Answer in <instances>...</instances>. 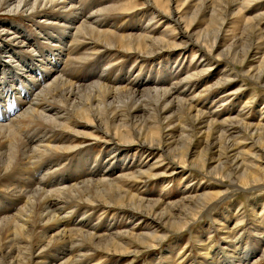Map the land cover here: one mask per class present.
Returning <instances> with one entry per match:
<instances>
[{"label":"bare ground","instance_id":"6f19581e","mask_svg":"<svg viewBox=\"0 0 264 264\" xmlns=\"http://www.w3.org/2000/svg\"><path fill=\"white\" fill-rule=\"evenodd\" d=\"M219 1L216 3L223 6L227 0ZM190 2L199 7L188 17ZM242 3L228 0L223 8L229 11L227 14L237 15L246 10ZM215 7L213 0H0V75L8 70L19 87L25 85L22 92L13 94L16 100L4 101V110H0V264H78L89 252L115 254L121 260L129 259L126 264H133L141 254L161 246L170 234L189 230L202 214L209 216L210 210L233 190L264 189V124L238 117L247 115L244 108L253 104V92L235 114L230 109L234 99L229 109H224V117L218 105L212 112L200 107L216 95L229 92L235 96L243 90L242 85L233 90L223 88L237 76L228 65L238 71L243 66L240 74L264 86V13L244 16L241 30L220 50L218 43L226 35L222 29L226 16L219 19L214 31L208 28L190 33L198 13L209 15L212 22L210 16L217 15ZM132 11L139 12L129 15ZM17 17L43 24L51 29V35L57 33L42 35L38 31L41 26H37V34L31 36L25 25L15 21ZM156 20L165 24L162 35L149 36L157 26H152ZM73 46L81 52H73ZM179 49L184 55L193 52L187 65H182L181 53L176 54L175 61L159 63L160 52L173 56ZM17 51L22 56L16 62ZM95 56L102 60L94 61L97 68L83 81L77 77L63 79V70L74 63H91ZM197 56L199 59L193 61ZM125 57L132 61L130 66L124 65ZM147 61L151 67L162 68L153 74L143 72ZM219 61L224 67L215 76L211 69ZM216 88L217 93L210 96ZM230 96H222L219 101L224 103ZM111 139L115 143L111 144ZM85 140L102 141L111 149L91 161L87 160L90 154H84L78 162L80 171L78 165L71 164L69 174L58 176L65 159L53 163L52 156L79 150ZM194 145L200 148L198 159L179 164L194 151L190 148ZM117 146L124 149L119 152ZM128 153L133 154L130 159L126 158ZM153 155H157L154 162L159 165L151 163L142 169ZM158 167L159 171L154 170ZM185 168L205 176L224 177L226 183L215 179L213 187L218 184L223 190L198 193V187L186 185L177 198L167 202L140 196V181L170 182ZM87 204L101 206L102 214L109 209L126 213L127 222L138 217L141 224L118 227L108 217L109 225L99 229L103 226L93 221L88 207L78 210ZM194 208L198 211L186 221ZM239 211L232 226H225L228 218L219 228L220 236L230 239L229 248L219 252L224 262L227 258L232 264H239L233 246H246L250 237L246 234L237 241L245 227V215ZM256 214H252L254 218L264 215V203ZM236 231L238 237L232 245L231 236ZM263 232L264 228L257 236L262 238ZM200 241L197 249L204 252V260L216 263L218 254L210 250L212 245L206 247L205 240ZM34 251L40 252L35 258ZM237 254L241 259L249 256L246 261L240 259L241 264H256L258 257H264V247L253 259L246 247ZM90 260L86 264H95Z\"/></svg>","mask_w":264,"mask_h":264},{"label":"rangeland","instance_id":"374dc122","mask_svg":"<svg viewBox=\"0 0 264 264\" xmlns=\"http://www.w3.org/2000/svg\"><path fill=\"white\" fill-rule=\"evenodd\" d=\"M139 1H141V0H137V2H139ZM213 1H214V6L216 5L215 12L217 13V15L210 16L212 22L209 23V15H205L203 12H200L197 14L196 18L191 23L192 25L190 28V33L195 34L196 32H199V33L205 32L206 29H208V28H211L212 31H214L213 29L217 28L218 24L220 23L219 19L221 17L226 16V22L222 26L223 32L226 33V35L223 38L224 40L221 39L218 43L220 50H222V48L228 44L230 37L234 33L241 30L240 25H241V22L243 21V19H245L244 16H249V15L256 14V13H258V14L264 13V0H241L244 3L243 6H247V7H246V10H244V8H243V10H241L240 13L237 15H231L232 12L230 14H227V13H229V11L227 12L224 10L223 7L228 5V0L225 1L226 3H222L223 6H219L216 3L217 0H213ZM192 3L193 2L189 3V5H191L192 8H190L188 10V14H187L188 17H190L192 12L195 9H198V7H199V5H192ZM229 10L231 11V9H229ZM138 12L139 11H132L128 14L132 15L131 13L136 14ZM220 12L223 13L222 16H221ZM250 12H253V13H250ZM14 17H16V16H14ZM109 18H111V17H109ZM16 19L17 20H15V21H18L19 23L25 25V27L28 29L27 31L29 32L30 35L31 34L34 35L36 33V31L39 29L37 27L39 25H36V23L32 20H29L27 22V21H24L23 19H19L18 17ZM131 20L132 19H129L130 22H131ZM129 21H128V23H129ZM262 24H263V22L259 25L262 26ZM154 25H157V26L155 27L153 34H148V35L149 36L162 35L160 31H161V29H163L165 27V24L163 22L158 23V21L156 20V22L152 23V26H154ZM171 25H173V24H170V26ZM40 26H41V28L38 31L41 30L40 34H42V35L44 34L45 36H52V35L57 33V31H55V33H53L51 35V32H50L51 29L45 28V26L43 24H40ZM171 28H174V27L171 26ZM165 33L170 34L171 31H167ZM30 35H29V37H30ZM33 35H31V36H33ZM155 37H157V36H155ZM24 38H25V36L21 37V40H24ZM0 45L1 46L3 45L1 43V41H0ZM65 45L67 46L66 42H65ZM62 49L64 50L65 46H62ZM37 50L39 53L40 49L37 48ZM72 51L73 52H81L76 46H73ZM20 53H21L20 51H17L18 57H16V59H15L16 62L18 61V58L20 56H22ZM123 53L125 54V52H123ZM178 53H181V55L182 54L184 55V52L182 49L176 50L174 53H172L173 56H171L169 54V52H160L159 56H158V59L160 62L159 61H156V62H157V64H158V62L159 63L162 62L163 64H165V62H164L165 60H166V63H167V60L168 61H175V59L177 57L176 54H178ZM192 54H193V52H187L184 56L182 55L183 56L182 57V65L183 64L187 65L189 63V61H192L191 60L193 57ZM2 55L5 56V53H2ZM125 55H128V54H125ZM105 56H106V53H105ZM1 58L2 57H0V59ZM96 58H98V59H96ZM125 58L126 59L123 60V62L125 61L124 65L126 64L125 66H130V62H132V61H130V59H128L127 57H125ZM107 59H109L108 54L104 58V60H107ZM180 59H181V57L178 58V60H180ZM197 59H199L198 56L194 57L193 61H197ZM98 60H102V58L100 56H95L93 59H91V61H93L91 63H89V61H87V62L83 63L82 65H79L76 63L72 64L69 69L63 70V72H62L63 79L71 80V79L77 77L81 81H83L85 79L86 74L94 71L97 68V65L94 61H98ZM119 63L120 64H118V65L122 64L121 62H119ZM215 63H216L215 67H213L211 69V71L216 76V75H219L221 73V71L224 67V62L219 61V62H215ZM147 64H148V61L143 64L144 65L143 70H145L143 72H146V70H148L151 74H153V73H156L154 71L155 69L160 71V68H162V66H159V65L157 66L158 68H154V67H151V65H147ZM32 66L34 67L35 70L38 69V67L33 63H32ZM228 66L232 70L233 73H236L237 76L235 77V79L232 82H228L229 86L231 85L230 87L224 86L223 88H230L231 90H233L236 87H238L239 85H242L241 89H243V90L236 92L235 96H233V94H231L229 92L228 93L226 92V93L221 94V95L219 94V96H217V95L214 96L219 89V88H216V89L212 90V92L210 94V96H212V95L214 96L212 98L213 100H210V102L207 101V103L203 102V106H200V107L205 112H212V111H214V109H216V105H218L217 107L219 109V113L222 115L221 117H224L225 115H223L224 114L223 112L225 110L229 109L228 104H230L231 99H234L233 103H231L232 105H231L230 109H231V112H233V114H235V113H238V111H237L238 109H241L242 102L244 103V100L248 97V94L252 91L253 96L255 98L253 104H251L252 103L251 102L250 107L248 106V108H246V107L244 108V112H246L247 115L245 113L243 115L239 114L238 117L239 118L240 117H246V119L250 122H256V123L261 122L264 124V113H263L264 112V103H263L264 102V86L261 84H257L256 82L250 80L245 74H243V73L240 74L241 73L240 69H243V66L238 67V68H240L239 71H238V69H234L232 65L231 66L228 65ZM121 72H123L122 68H121ZM130 72H132V71L130 70ZM134 72H132V74L136 73V72L135 73ZM212 72H210V73H212ZM39 73L41 74V71ZM137 74H136L137 76L143 77V74H141V75L139 73H137ZM144 74H146V73H144ZM11 77H12V75L9 73L8 70L0 75V110H2V111L4 110V107H3L5 104L4 101L9 102L13 99L16 100L15 97L13 96V94L18 93V91L22 92V91H20L21 88L25 87V85H23V84L21 85V87H19L20 84L18 85V83L16 81H14L15 77L14 78L12 77L13 81L9 83V80H11ZM182 88H183V86L180 85L179 89L182 90ZM183 93H185V91H183ZM230 95H232V96H230ZM204 96H208V94L204 95ZM222 96H230V98L225 100L226 102L224 101V103H223V101H221V102L219 101V99L222 98ZM200 99H202V97H200ZM10 105L13 107L12 102H10ZM163 114L167 115L168 113L165 112ZM138 119H140V118L138 117ZM258 119H261V120L259 121ZM169 128H171V126ZM176 134L177 133L175 132V134H173V135L175 136ZM78 143L79 142H77V144ZM102 143H103L102 141H93L92 140V142H91V140H85V143L83 145H81L82 147L79 149L80 152H79V150L66 151V152H62V153H58V154L53 155L52 156L53 159L51 160L53 163H56L59 159H63V157L65 159L64 165L61 166L62 172L58 173L57 175L59 176V174L60 175L61 174L62 175L69 174L71 171H67V169L69 168V166L71 164L78 165V167H76V168L78 169L77 171H80L79 164H78V162L80 163V157L82 159V157H85V155L90 154L89 156H87V160L91 161L90 159H94V158L99 159L100 157H103L104 155H106L107 151L109 152L111 148L108 147L106 145V143H103V144ZM113 143H115V142H113L111 139V144H113ZM112 146L116 147V145H112ZM242 146L244 149H246L248 147L246 140H244L242 142ZM88 147H89V149H90V147L93 149V150L90 149L93 153L91 151H89ZM117 147L120 149L119 152H121L124 149L123 146H120V147L117 146ZM132 148H134V147H132ZM190 148H191V150H194V151L190 152V154L187 155L186 161L184 159L179 160V164L194 162L198 159V153L200 151V148L196 145L190 146ZM196 149H198V150H196ZM95 151H96V153H95ZM72 153H74V154H72ZM97 154H99V156L100 155L101 156L99 157ZM102 154H104V155H102ZM132 155L133 154L128 153V154H126V158L130 159L132 157ZM67 156H68V159H66ZM156 156L157 155H153V156L148 157V159H147L148 161H146L147 163H144L142 169L147 168L151 163H153L156 166L159 165L158 162H154ZM135 159L138 160V153H136ZM75 160H76V162H75ZM213 160L214 159H212V161ZM64 166H66V167H64ZM63 167H64V169H63ZM160 168L161 167H158V169H154V170L159 171ZM216 172L218 173V171H216ZM176 174H177V176L174 179L172 178V180L170 182L165 181L162 183L161 181L159 182L158 179H155V180L150 179L147 181L146 180L140 181L138 183V186H137L138 191L140 192V196H142V197H153V198L159 199L160 201L163 200V202H165L164 200H166V202H167V201H171L172 199L174 200L175 198H177L179 196V194L181 193V190H183L187 186H191V185L196 186V187H198L196 189L198 191V193H206L207 191H212V190H216V189L223 190V188L218 186V184L215 188H213L215 186L214 184L216 182L215 179H218V182L222 181V182L226 183V179L224 177H220V176L214 175V174L205 176L204 174H201L199 171H197L195 169H191V168L190 169L185 168L184 170H181L180 172L178 171ZM176 174H173L172 176H174ZM262 203H264V189H255L252 191L250 190L248 192L239 191V190L234 191L233 190L230 193V196L224 198L220 204L216 205L215 207H213L210 210L209 216H207L206 214H202L200 217H197L195 223L191 224L189 230L183 231L182 233H178L175 235L170 234V236H169L170 238L163 241L164 243L161 246H159L156 249H152V251L151 250L147 251L146 254H141L140 256H138L136 258L137 261H135L133 264H178V263L179 264H211L208 259L204 260V256H203L204 252L197 249V245L201 243L200 240H203V241L205 240L204 242L206 243L205 244L206 247L209 244L212 245V248L211 249L208 248L207 250H209V249L211 251L214 250L219 255V256L217 255V262L212 263V264H232V262H230L231 259L226 261L227 260V258H226V260L224 262V258L222 256V253L219 252V251H223V249H225V248H229L228 244L230 243V239L226 240L225 238H222V236H220L219 233L222 232V230L219 228L221 225L220 223H223L221 221H224L225 219H228V218H229V220L227 222H225L226 223L225 226H232L234 224V222H236V217L238 216L237 210H240L239 212H243L245 215V224H244L245 227H244L243 231H241L242 233L240 232L241 234L239 235V237H238L239 231H236V234H234V233L232 234L231 240L234 241V243L232 244V242H231V244L232 245L235 244L236 237L239 238V239L237 238V241H240V239H242L243 236L246 234L250 235V237H249V239H247L248 241H247L246 246H242L241 243L235 244V246H233L234 254L237 255L236 259H238L236 262L241 264L242 261L248 260L249 256L248 257L246 256L247 259L245 257H244L245 259H241L240 257H238L239 255L237 254V251L238 252L243 251V249H245V247H246L247 251L250 253V255L253 253L252 257H251V259H253L254 256H258L260 249L262 247H264V236L262 238L257 236L258 234H261V232L263 231L264 215H260L256 218H254V215H252V214H254V212L258 214V212L261 210V204ZM80 206L78 208V210L80 209L79 212L80 211L82 212L84 209H86L85 207H88V209H86V210H88L87 211L88 213L91 212L90 213L91 215L93 214V216H92L93 221L95 219L96 221H98V225L100 227L103 226L102 228H99V226H98L99 229H104L106 224L109 225L107 223V220H106V219H108V217L112 218L113 223L116 222L114 224L118 227H123L126 224H128L129 226H132L133 224L137 223L139 220L138 217H135V218L130 219L127 222L126 221V216H127L126 213H125V215L123 213H120L121 211H116V213H115L114 211H112L110 209L108 211H105L104 214H102L103 211H101L102 210L101 206L96 207V206H92V205H88V204L83 205V206L80 205ZM240 206L242 208H237ZM197 211H198V208H194L192 211H190L189 215L186 217V221L193 218L194 214ZM98 213H100V214H98ZM78 214L79 213L77 211L76 215H78ZM76 215L74 218L79 219V218L83 217V215H80L77 217H76ZM121 217H122V220H121ZM123 217H124V219H123ZM85 219H88V218H85ZM118 220H119V222H118ZM100 221H102V222H100ZM120 221H122V222H120ZM90 222L88 221L89 225H91ZM259 223H261V224L259 225ZM140 224H141L140 222L137 223V225H139V226H140ZM263 235H264V232H263ZM249 246L251 248H249ZM225 250H227V249H225ZM256 250H257V252H256ZM199 251H200V253H199ZM39 253L40 252L34 251V253H33L34 258L36 256H38ZM118 258H119V261H118ZM164 258H166V259H164ZM258 258L259 259L256 261V264H264V257H261V258L258 257ZM90 259L91 260L93 259V260L91 261ZM240 259L242 261H240ZM89 260H90V262L95 263V264H126L129 259H125V260L122 259L121 260V257H118L117 255L115 256V254H108L107 253V255H106L105 253L102 254V253H97V252H89L87 257L83 258V261H79L80 263L78 262V264H86V262ZM157 261H158V263H157ZM166 261H167V263H166ZM177 261H179V262H177ZM208 261H209V263H208ZM218 261H219V263H218ZM1 264H5V263L3 261H1ZM31 264H34V261H32Z\"/></svg>","mask_w":264,"mask_h":264}]
</instances>
